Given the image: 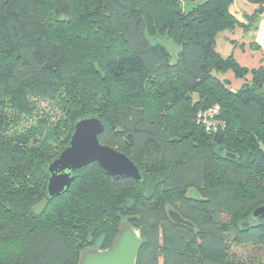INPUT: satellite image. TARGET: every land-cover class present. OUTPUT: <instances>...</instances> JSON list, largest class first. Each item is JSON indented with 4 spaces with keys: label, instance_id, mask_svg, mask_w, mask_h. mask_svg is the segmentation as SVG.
I'll return each mask as SVG.
<instances>
[{
    "label": "trees",
    "instance_id": "16d2710c",
    "mask_svg": "<svg viewBox=\"0 0 264 264\" xmlns=\"http://www.w3.org/2000/svg\"><path fill=\"white\" fill-rule=\"evenodd\" d=\"M247 1L249 25L234 0H0V264H79L125 218L145 238L136 264H264V219L251 218L264 205V61L249 69L216 48L264 12ZM162 36L181 47L175 63L151 41ZM217 105L225 128L208 133L198 114ZM85 117L145 182L92 164L49 200L47 165Z\"/></svg>",
    "mask_w": 264,
    "mask_h": 264
},
{
    "label": "water",
    "instance_id": "95a60500",
    "mask_svg": "<svg viewBox=\"0 0 264 264\" xmlns=\"http://www.w3.org/2000/svg\"><path fill=\"white\" fill-rule=\"evenodd\" d=\"M104 131L105 124L99 117H85L76 121L68 146L47 165L49 200L65 195L75 181V174L92 164H97L105 175L113 179L131 178L138 183L145 182L131 158L101 142ZM226 155L235 159L231 154ZM168 217L176 225L195 228L192 222L173 208L168 209ZM251 218L254 221L264 219V205L257 207ZM144 245V236L125 225L110 249L87 250L82 253L79 264H136L138 253Z\"/></svg>",
    "mask_w": 264,
    "mask_h": 264
},
{
    "label": "crops",
    "instance_id": "0c3cea01",
    "mask_svg": "<svg viewBox=\"0 0 264 264\" xmlns=\"http://www.w3.org/2000/svg\"><path fill=\"white\" fill-rule=\"evenodd\" d=\"M258 6L249 3L247 0H234L231 6V13L236 19L244 24L249 25L248 18L257 10ZM217 38V52L224 58L231 55L236 61L246 68H258L264 61V12L259 14L253 25L244 29L237 27L232 31H226ZM248 53L252 58L245 60ZM243 60V61H242ZM251 63L250 67L248 64Z\"/></svg>",
    "mask_w": 264,
    "mask_h": 264
},
{
    "label": "rangeland",
    "instance_id": "374dc122",
    "mask_svg": "<svg viewBox=\"0 0 264 264\" xmlns=\"http://www.w3.org/2000/svg\"><path fill=\"white\" fill-rule=\"evenodd\" d=\"M203 1H205V0H200V2H203ZM194 6V4H188V6H187V9H190L191 7H193ZM220 36V38H221V35H219ZM218 36V37H219ZM151 41L153 42V43H160V44H162L167 50H168V52L170 53V55H171V62H173V63H175L176 62V60H177V57H178V53L180 52V50H181V47L179 46V45H177L176 43H174L168 36H162V37H156V38H153V39H151ZM250 55V54H249ZM248 55V53L245 55V60H249V59H251L252 57L251 56H249ZM243 61V60H242ZM250 67H252L251 66V63L250 64H248ZM250 69H252V68H250ZM223 80H228V81H230V83H231V87L233 88V89H239L240 87H242V85H243V80H241V79H239V78H237L232 72H227L226 74H223V75H219ZM46 107V105L45 104H43L42 105V108H45ZM41 118H42V116H43V114L45 113L46 115L49 113V111H48V109L45 111V112H43V111H41ZM189 196L190 197H198V193L196 192V190H194V189H191L190 191H189ZM169 207V206H168ZM127 223H128V219H123V222H122V226H125V225H127ZM95 249H98V246L95 248Z\"/></svg>",
    "mask_w": 264,
    "mask_h": 264
},
{
    "label": "built area",
    "instance_id": "2783aa9c",
    "mask_svg": "<svg viewBox=\"0 0 264 264\" xmlns=\"http://www.w3.org/2000/svg\"><path fill=\"white\" fill-rule=\"evenodd\" d=\"M220 107L214 106L198 114L199 123L206 132H217L225 128V123L219 118Z\"/></svg>",
    "mask_w": 264,
    "mask_h": 264
}]
</instances>
